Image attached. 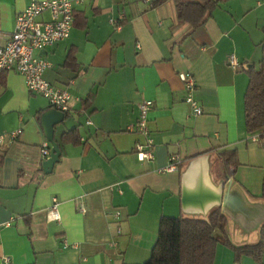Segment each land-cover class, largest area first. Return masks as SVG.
Here are the masks:
<instances>
[{
	"label": "crops",
	"instance_id": "0c3cea01",
	"mask_svg": "<svg viewBox=\"0 0 264 264\" xmlns=\"http://www.w3.org/2000/svg\"><path fill=\"white\" fill-rule=\"evenodd\" d=\"M29 1L0 0V47ZM75 13L69 37L40 52L50 64L43 79L70 95L67 116L54 126L60 157L49 174L41 170L50 143L40 125L48 103L30 95L19 74H2L0 135L21 132L0 151V264H143L161 217L204 219L216 206L231 244L258 243L264 151L245 129L244 70L261 59L264 0H219L195 31L177 19L174 0H84ZM182 73L194 77L198 117L185 102ZM144 101L152 102L148 163L134 155L144 137L130 131ZM74 129L79 143H61ZM233 149L239 165L222 188L219 154ZM174 155L178 169L158 173ZM53 198L59 222L47 219ZM212 264H264V253L259 262L236 261L218 243Z\"/></svg>",
	"mask_w": 264,
	"mask_h": 264
},
{
	"label": "built area",
	"instance_id": "2783aa9c",
	"mask_svg": "<svg viewBox=\"0 0 264 264\" xmlns=\"http://www.w3.org/2000/svg\"><path fill=\"white\" fill-rule=\"evenodd\" d=\"M84 0H30L26 8L16 17L12 33L3 46L0 47V77L4 73L13 72L24 79L28 93L32 96L43 98L52 110L67 114L69 112V93L60 87L52 85L42 77L50 68V64L41 58L40 52L51 48L60 41L69 37L73 26L75 7ZM110 24L118 29L117 21L110 20ZM226 63L232 70L239 68V64L233 55L226 59ZM186 93L185 102L190 106L193 117L202 115L199 102L195 101L191 94L196 84L190 73L179 74ZM152 106L151 101H144L138 106L139 117L130 131L137 132L144 137L143 144L138 143L134 148V155L141 163L153 160V144L149 138L148 112ZM89 124V123H88ZM20 130L10 134L0 135V151L4 152L9 145L20 135ZM42 159L48 158L49 148L44 145L41 148ZM180 159L171 156L165 168L158 173H170L178 169ZM59 203L53 198L47 211L48 221L59 222ZM81 212L84 209L80 208ZM118 216V213H115ZM119 232V229L117 230ZM8 258H4V264H8Z\"/></svg>",
	"mask_w": 264,
	"mask_h": 264
},
{
	"label": "trees",
	"instance_id": "16d2710c",
	"mask_svg": "<svg viewBox=\"0 0 264 264\" xmlns=\"http://www.w3.org/2000/svg\"><path fill=\"white\" fill-rule=\"evenodd\" d=\"M162 1V0H161ZM160 2H154V6ZM219 0H174L176 17L186 23L193 31L200 28ZM81 17L74 13L73 24ZM82 24L80 27H83ZM73 55L70 51L65 58L64 66H71ZM248 79L244 94V122L246 132L257 135L264 151V43L261 45V59L256 65L245 70ZM3 75L0 85H3ZM67 114H65V117ZM61 143L78 144L76 129L61 136ZM223 168L224 188L226 181L233 177L238 168L236 150H227L219 154ZM261 199L264 200V177L262 180ZM226 217L216 206L204 219L161 217L158 223L157 239L151 248L149 258L143 264H212L215 247L221 243L231 249L237 261L242 255L259 262L264 253V237L258 243L237 247L228 240L225 228ZM264 225V224H263Z\"/></svg>",
	"mask_w": 264,
	"mask_h": 264
},
{
	"label": "water",
	"instance_id": "95a60500",
	"mask_svg": "<svg viewBox=\"0 0 264 264\" xmlns=\"http://www.w3.org/2000/svg\"><path fill=\"white\" fill-rule=\"evenodd\" d=\"M65 119V114L56 110H47L40 116V125L43 129L45 139L50 143L48 158L42 161L41 170L44 174H49L55 163L58 162L60 151L57 144L53 141L54 126Z\"/></svg>",
	"mask_w": 264,
	"mask_h": 264
}]
</instances>
